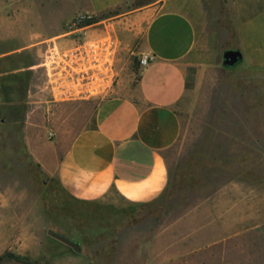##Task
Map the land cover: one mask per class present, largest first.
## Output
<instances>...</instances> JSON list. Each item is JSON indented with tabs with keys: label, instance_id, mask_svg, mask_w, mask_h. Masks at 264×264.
Segmentation results:
<instances>
[{
	"label": "crops",
	"instance_id": "obj_1",
	"mask_svg": "<svg viewBox=\"0 0 264 264\" xmlns=\"http://www.w3.org/2000/svg\"><path fill=\"white\" fill-rule=\"evenodd\" d=\"M134 1L86 0L84 12L99 16ZM235 4L241 26L264 25V0ZM221 5L155 0L115 15L124 58L109 79L82 81L72 71L63 54L81 37L33 38L29 48L40 62L28 71L45 79L31 102L40 115L33 125L76 199L144 205L164 195L165 154L181 136L175 106L187 92V72L221 62ZM143 55L152 61L135 66ZM98 84L109 90L102 101ZM199 200L170 222L162 217L150 241L130 244L125 264H264V177L235 179Z\"/></svg>",
	"mask_w": 264,
	"mask_h": 264
},
{
	"label": "rangeland",
	"instance_id": "obj_2",
	"mask_svg": "<svg viewBox=\"0 0 264 264\" xmlns=\"http://www.w3.org/2000/svg\"><path fill=\"white\" fill-rule=\"evenodd\" d=\"M153 1L135 0L96 16L88 37L112 39L119 52L115 15ZM86 3L0 0V264H125L130 244L150 241L162 217L170 222L235 179L264 177V25L241 26L236 0H222L221 62L187 72V92L175 106L181 136L165 154L164 195L144 205L76 199L59 182L52 149L33 125L40 115L31 102L45 79L28 71L40 62L29 45L33 38L67 34ZM16 49L22 50L4 55ZM227 50H241L243 62L223 66ZM123 58L118 53L114 69ZM97 90L100 101L109 96L107 85ZM50 230L80 243L82 252Z\"/></svg>",
	"mask_w": 264,
	"mask_h": 264
},
{
	"label": "built area",
	"instance_id": "obj_3",
	"mask_svg": "<svg viewBox=\"0 0 264 264\" xmlns=\"http://www.w3.org/2000/svg\"><path fill=\"white\" fill-rule=\"evenodd\" d=\"M95 15L80 14L71 22L69 35L81 37V44L69 49L63 54L64 59L71 65L72 71L80 76L82 81H97V78L114 74V61L118 55L117 42L107 38L90 39L88 30L95 26ZM153 57L144 55L140 59L141 66H147ZM114 77V76H113Z\"/></svg>",
	"mask_w": 264,
	"mask_h": 264
},
{
	"label": "water",
	"instance_id": "obj_4",
	"mask_svg": "<svg viewBox=\"0 0 264 264\" xmlns=\"http://www.w3.org/2000/svg\"><path fill=\"white\" fill-rule=\"evenodd\" d=\"M244 60V54L241 50H227L223 54V66L226 68H235L240 65ZM49 235L56 240L66 244L71 247L75 252H82V245L78 242H75L68 237L54 231L50 230Z\"/></svg>",
	"mask_w": 264,
	"mask_h": 264
},
{
	"label": "trees",
	"instance_id": "obj_5",
	"mask_svg": "<svg viewBox=\"0 0 264 264\" xmlns=\"http://www.w3.org/2000/svg\"><path fill=\"white\" fill-rule=\"evenodd\" d=\"M28 88H29V85L28 83H26L25 89L28 90Z\"/></svg>",
	"mask_w": 264,
	"mask_h": 264
}]
</instances>
